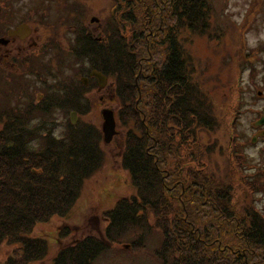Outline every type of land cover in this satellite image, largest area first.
<instances>
[{
  "label": "trees",
  "instance_id": "1",
  "mask_svg": "<svg viewBox=\"0 0 264 264\" xmlns=\"http://www.w3.org/2000/svg\"><path fill=\"white\" fill-rule=\"evenodd\" d=\"M116 2L113 21L94 35L83 31L68 50L89 55V69L115 80L124 103L119 121L135 122L120 158L134 194L103 211L102 237L59 244L51 264H95L111 255L114 263L119 251L132 257L131 264L149 254L158 264H264V217L232 205V187L198 166L201 146L190 136L210 116L201 109L202 93L188 72L180 38L182 30L211 34L209 1ZM46 106H0V244H15L6 264H32L48 255V239L33 236V227L53 215L65 216L83 179L102 161L99 128L67 119L54 134L60 121ZM35 116H49L52 123L42 119L47 124L31 129ZM37 127L46 129V137L42 147L29 150L28 136ZM69 235L63 226L58 242Z\"/></svg>",
  "mask_w": 264,
  "mask_h": 264
},
{
  "label": "rangeland",
  "instance_id": "2",
  "mask_svg": "<svg viewBox=\"0 0 264 264\" xmlns=\"http://www.w3.org/2000/svg\"><path fill=\"white\" fill-rule=\"evenodd\" d=\"M208 1L211 34L182 30L180 38L188 72L202 93L201 109L207 110L210 116L205 121L203 117L190 136L201 146L198 166L203 164L213 179L232 187V205L237 209L252 208L264 217V122L254 124L264 117V0ZM7 3L12 7L11 23L26 16L29 25L35 33L39 32L43 38L41 42H44L39 47L42 48L40 53L34 49L30 51L26 64L19 61L17 69L24 71L14 72L13 83H2L0 92H11L9 96L4 95L0 103L8 108H25L35 101L38 92H42L39 87H42L45 96L42 103L52 107L49 116L60 121L52 132L54 134L64 129L70 114L76 112V121L95 125L103 137L101 111L109 108L115 114L117 133L108 143L101 139L102 161L83 179L70 210L65 216L53 215L45 222H38L32 229L33 236L47 238L49 245L48 255L32 264H51L59 244L86 235L102 237L106 226L103 211L110 209L118 198L134 194L130 175L122 167L120 158L124 136L128 131H136L135 122L129 120L124 124L119 121V111L124 103L115 93V80L107 77L104 87L98 90L97 79L89 76V55H75L68 50L70 45L77 43L79 34L94 35L103 31L118 11L111 12L112 5L117 2L9 0ZM127 28H131L130 25ZM147 50L150 54L148 43ZM35 72L43 74V80L32 75ZM85 77L86 84L81 80ZM91 78L95 82L89 84ZM20 88L26 90L25 95L30 99L21 97ZM71 89L75 92L74 98L68 91ZM66 91L67 97L62 96ZM49 116L48 119L32 117L29 128L37 123H52ZM0 127H3L1 122ZM43 130L37 127L35 134L28 136L29 150L37 149L38 145L42 147L47 133L46 129ZM63 226L69 229L70 235L58 242V233ZM128 246L130 242H125L124 247ZM14 248L15 244H0V264H6V258ZM117 254L114 263V255H111V260L103 258L95 264H131L132 257H126L120 251ZM134 264L158 263L149 254L134 259Z\"/></svg>",
  "mask_w": 264,
  "mask_h": 264
},
{
  "label": "flooded vegetation",
  "instance_id": "3",
  "mask_svg": "<svg viewBox=\"0 0 264 264\" xmlns=\"http://www.w3.org/2000/svg\"><path fill=\"white\" fill-rule=\"evenodd\" d=\"M8 1L9 0H0V86H2V83H13L14 72L21 73V71H24L17 69L19 61L21 60L26 64L28 55H30V51L34 49L38 50L40 53L42 48L39 47L40 45L42 46V43L44 42H41L43 38L39 32L35 33V29L29 25V21L26 16L20 18V21L17 23H11L10 16L12 17V7L7 3ZM36 37H40L41 39L39 40V38ZM32 75L39 76L38 79L40 81L44 78V75L40 73L35 72ZM6 88L9 89L8 86H6ZM39 88L42 89L43 93L38 92L39 96L35 98L34 102H32L33 106H41L42 100L45 98L43 88ZM20 89L21 97L24 99H30V96L25 95L26 90L23 88ZM10 92V90H8L5 94L0 92V99H3L4 95L9 96L8 94ZM100 99L103 100L102 97H100ZM2 101L3 100H1V102ZM0 106H3V104L0 103ZM71 114L69 118L70 121ZM54 119L59 123V120H56V118Z\"/></svg>",
  "mask_w": 264,
  "mask_h": 264
},
{
  "label": "water",
  "instance_id": "4",
  "mask_svg": "<svg viewBox=\"0 0 264 264\" xmlns=\"http://www.w3.org/2000/svg\"><path fill=\"white\" fill-rule=\"evenodd\" d=\"M91 20L96 21L95 18H91ZM90 75L97 79L98 89H101L104 87V85L107 82V76H105L103 73L95 69L91 70ZM81 80L84 82V84H86V78H82ZM101 116H102L101 130L103 134L102 139L105 143H108L112 139V137L117 133V130L115 129L116 121H115L113 110L109 108H105L101 111ZM75 121H76L75 113H72L71 122L74 123ZM263 122H264V117H261L260 120H258L254 124L257 125ZM253 140L254 138H252V141Z\"/></svg>",
  "mask_w": 264,
  "mask_h": 264
}]
</instances>
